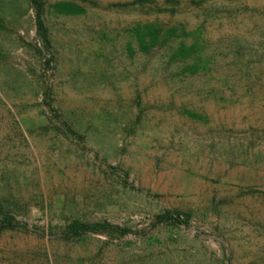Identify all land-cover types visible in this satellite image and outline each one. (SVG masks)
Listing matches in <instances>:
<instances>
[{"label":"rangeland","instance_id":"obj_1","mask_svg":"<svg viewBox=\"0 0 264 264\" xmlns=\"http://www.w3.org/2000/svg\"><path fill=\"white\" fill-rule=\"evenodd\" d=\"M44 1L39 53L0 0V264H264V0Z\"/></svg>","mask_w":264,"mask_h":264},{"label":"trees","instance_id":"obj_2","mask_svg":"<svg viewBox=\"0 0 264 264\" xmlns=\"http://www.w3.org/2000/svg\"><path fill=\"white\" fill-rule=\"evenodd\" d=\"M142 1V0H138ZM29 6L33 11V21L35 25V36L38 41V45L33 47V50L36 52H41V49H49V39H48V29L44 20V0H27ZM160 29L153 30V36L149 39V43L145 48L148 50L152 49L154 46H160L166 40V34L164 33L163 37L160 36ZM166 32V31H165ZM184 51L183 45L177 50V53H182ZM45 105L49 108L52 114V119L57 121L53 125V129L62 134H70L72 136L81 138V136L75 131V129L66 121L61 114L55 109L49 100L46 99ZM51 119V120H52ZM187 215L176 209H166L160 213H157L151 217V224H164V225H175V224H186ZM18 220L15 215L6 209L0 203V232L5 229H15L17 228ZM133 232L132 229L128 227H122L118 224L111 223L109 221H79L74 220L68 224L65 231L61 233L63 239H70L73 237L80 236L85 233H117L119 235H124L126 233Z\"/></svg>","mask_w":264,"mask_h":264}]
</instances>
